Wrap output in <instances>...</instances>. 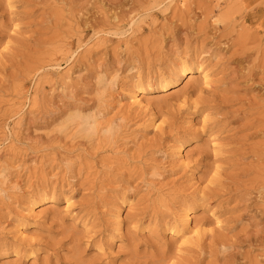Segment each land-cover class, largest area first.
Listing matches in <instances>:
<instances>
[{
  "label": "rangeland",
  "instance_id": "374dc122",
  "mask_svg": "<svg viewBox=\"0 0 264 264\" xmlns=\"http://www.w3.org/2000/svg\"><path fill=\"white\" fill-rule=\"evenodd\" d=\"M153 2L0 0V264H264V0ZM204 53L210 87L167 88ZM188 211L205 228L180 243Z\"/></svg>",
  "mask_w": 264,
  "mask_h": 264
},
{
  "label": "bare ground",
  "instance_id": "6f19581e",
  "mask_svg": "<svg viewBox=\"0 0 264 264\" xmlns=\"http://www.w3.org/2000/svg\"><path fill=\"white\" fill-rule=\"evenodd\" d=\"M187 2L188 0H154L153 4L148 9L152 7H158V6L160 7V5L164 4V7L166 6L165 14H168L169 12L172 11V8L175 4H182L183 6H185ZM112 18H115V19H112ZM118 18H119L118 13H115L114 16L111 17L112 20L117 21L114 23L111 21V23L113 24L111 26H116L117 30H118V27L120 29L122 28V26H119L121 21L119 22ZM215 20L217 23L219 22L217 18ZM131 25H132L131 27H134L133 26L134 21H132ZM98 32L99 31H97V33ZM70 50H71V47H68V51H67V48H63V47L58 48L48 58L42 61H39L33 70L35 72V75H39L41 73H46L47 75L48 74L56 75L60 70L62 71V69L69 66L76 58L75 55L73 54L74 52ZM205 56H207V53L206 54L204 53V55L198 56L195 66L188 64V59L182 60L180 62L177 72L175 73L176 77L174 78V81L170 83L171 85L167 88L173 87L176 83H178L179 80H181L183 77L188 76V75H190L188 80L194 81V79L192 80V78H193L194 71L196 69H198V71L200 72L203 86L207 88L210 87L213 83V79H212V73L210 69L205 65V61H204ZM63 61L65 62L66 65L65 64L63 65L62 63ZM7 67L8 66L5 63L3 62L0 63V71L3 72L4 70H6ZM71 79H72V74L70 73L69 70H67L66 72H64L63 77L59 81L57 80V82L60 83V87L64 90L66 89V86L69 84L68 82H70ZM166 80L167 78H161V80H158V81L163 82ZM145 83H148V82L143 77H138L135 82V91H134L132 98L134 99L136 105L139 107L145 106V101L142 98L138 97L140 94H145L148 91L149 86L145 87L144 86ZM26 106H27V102L21 101L19 104V107H17L14 110L15 112L12 113V116L14 117L18 113H20ZM30 106H33L31 101L29 102V107ZM68 118L72 120H77L78 125L84 126L88 129H93L94 131H97L100 129L99 128L100 124L98 123L94 115H90V114L83 115L80 112L76 111V113L71 112ZM109 131H112V128H110ZM212 146L215 147L216 149L219 146L218 142L214 139H212ZM32 209L33 207L30 209V211H32ZM214 216H215L214 223L220 224L221 221L219 217L215 214ZM117 218H118V230H121L123 220H121L120 213L117 214ZM194 219L195 218H194L193 212H189V211L186 212L182 216V219H180V221H176L175 223L170 225L169 231H170L171 236L177 239L180 243L189 242L195 237L200 238V235L205 227L203 225H199L198 223L194 222ZM28 257L30 259L37 258V253L35 249H32L29 252Z\"/></svg>",
  "mask_w": 264,
  "mask_h": 264
}]
</instances>
